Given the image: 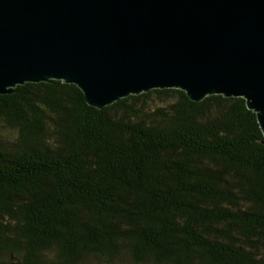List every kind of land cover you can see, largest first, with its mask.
<instances>
[{
  "label": "trees",
  "instance_id": "trees-1",
  "mask_svg": "<svg viewBox=\"0 0 264 264\" xmlns=\"http://www.w3.org/2000/svg\"><path fill=\"white\" fill-rule=\"evenodd\" d=\"M264 135L242 97L0 94V264H264Z\"/></svg>",
  "mask_w": 264,
  "mask_h": 264
},
{
  "label": "water",
  "instance_id": "water-1",
  "mask_svg": "<svg viewBox=\"0 0 264 264\" xmlns=\"http://www.w3.org/2000/svg\"><path fill=\"white\" fill-rule=\"evenodd\" d=\"M51 80L100 109L155 88L242 97L264 135V0H0V94Z\"/></svg>",
  "mask_w": 264,
  "mask_h": 264
}]
</instances>
